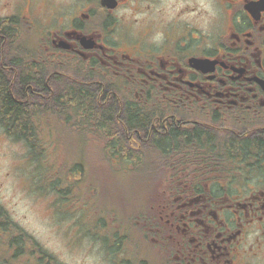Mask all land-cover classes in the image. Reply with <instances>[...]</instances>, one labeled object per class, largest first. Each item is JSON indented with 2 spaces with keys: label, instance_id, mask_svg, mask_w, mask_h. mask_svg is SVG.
Instances as JSON below:
<instances>
[{
  "label": "flooded vegetation",
  "instance_id": "1",
  "mask_svg": "<svg viewBox=\"0 0 264 264\" xmlns=\"http://www.w3.org/2000/svg\"><path fill=\"white\" fill-rule=\"evenodd\" d=\"M73 98L130 105L116 132L168 165L157 205L100 235L103 264H264V0H0V116L51 128ZM6 225L0 264H55Z\"/></svg>",
  "mask_w": 264,
  "mask_h": 264
},
{
  "label": "trees",
  "instance_id": "2",
  "mask_svg": "<svg viewBox=\"0 0 264 264\" xmlns=\"http://www.w3.org/2000/svg\"><path fill=\"white\" fill-rule=\"evenodd\" d=\"M6 36L11 40L10 44H33L31 33H6ZM118 104L122 103H108L105 107L99 108L90 100L79 102L73 98L69 102H56L55 119L49 124L51 128H46L48 122L45 121L49 118L45 117L41 118L44 127H39V130L33 127L32 117L16 115L18 107L14 102L6 101L4 107L8 112L6 116H0V125L5 128L6 135L28 146V178L37 195L54 197V208L58 211L73 212L71 208L81 209L79 214L82 216L85 238L94 237L95 242H99V222L105 221L109 215L122 214L119 222L120 231L126 232L131 223L147 214L150 207L157 205L156 198L165 184L162 174H166V168L168 169L164 160L166 156L164 149L134 148L124 132H116L117 126L129 125V121L133 120L132 116L121 112L119 116L122 118H116L117 110L130 109V105L126 103L122 106ZM40 124L43 125L42 122ZM72 127L75 131H71ZM92 137L97 138L99 145H93ZM58 143H63V148L72 157L70 165H67L68 155L63 160L58 159L61 154L56 149ZM92 148L96 149L95 156L109 165L115 173H112V177L116 180L110 182L114 187L119 185L120 190L112 188L108 195L102 193L103 180L99 169L91 163ZM98 175L99 194L93 187L95 183L98 185ZM85 178L86 185L83 184ZM117 193L123 196L117 197L115 195ZM108 204L110 206L106 207ZM2 215L3 212H0V221L6 222L8 232L13 233L9 234V237L17 239L25 253L37 250L45 257L51 258L53 263L63 264L44 249L33 236L12 221L9 215L6 219ZM105 240H109L108 235L105 236ZM8 250L12 252L14 248L9 245ZM8 261L10 264H16L10 258ZM22 264L35 262L25 258Z\"/></svg>",
  "mask_w": 264,
  "mask_h": 264
},
{
  "label": "rangeland",
  "instance_id": "3",
  "mask_svg": "<svg viewBox=\"0 0 264 264\" xmlns=\"http://www.w3.org/2000/svg\"><path fill=\"white\" fill-rule=\"evenodd\" d=\"M75 128L72 127L71 131ZM93 145H99L96 137H92ZM60 142V141H59ZM56 148L61 154L59 160L67 157V165L72 157L63 148L64 144H57ZM28 146L22 141H16L0 131V203L4 205L11 215V220L18 223L27 234L34 237L44 249L53 254L59 261L65 264H103L100 245H91L90 242L77 238L78 226L73 223L79 220L80 214H60L54 209V197H40L33 190L28 178L27 153ZM96 149L91 150V163L99 169L103 194L111 193L110 189H121L118 185L114 187L112 182L116 178L109 165L101 162L95 156ZM126 171V169L124 170ZM124 171L123 174H126ZM24 175V176H23ZM128 175V174H126ZM133 177V175H131ZM85 178L83 184L86 185ZM97 183L93 185L99 194V175ZM124 189V188H123ZM125 194V193H124ZM123 196L120 193L115 194ZM133 195V194H132ZM100 196V195H99ZM133 199L134 196H131ZM127 202V201H126ZM116 203V202H115ZM117 205V203H116ZM108 204L106 207H109ZM79 210V209H78ZM121 217L122 214H119ZM135 239L138 236L132 233ZM140 253H146L144 246L138 241Z\"/></svg>",
  "mask_w": 264,
  "mask_h": 264
}]
</instances>
